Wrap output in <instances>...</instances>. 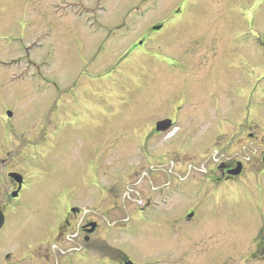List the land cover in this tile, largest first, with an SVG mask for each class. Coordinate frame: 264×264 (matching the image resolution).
<instances>
[{
  "label": "rangeland",
  "instance_id": "374dc122",
  "mask_svg": "<svg viewBox=\"0 0 264 264\" xmlns=\"http://www.w3.org/2000/svg\"><path fill=\"white\" fill-rule=\"evenodd\" d=\"M169 12L185 13L191 20L186 26L179 22L167 32L171 39L175 38V43L187 44L184 30L194 25L195 31L190 33L193 38L204 25L229 31L228 39L233 37L240 47L257 50L258 54L264 50V0H0V159H4L5 169L11 167L28 178L27 193L20 205L15 203L18 213L14 217L22 224L14 226L23 228V232L16 234L11 224L3 228L0 232V262L6 251L19 245L18 237L29 233L37 239L22 245L26 249L41 247L49 250L53 263L72 264L77 253L62 255L59 251L67 252V245L52 241L54 222L66 202L76 208L87 209L89 212L86 210L85 217L94 218L97 224H117L121 230H117V236L113 235L107 244L112 253L120 251L133 264H237L242 254H245L243 260L250 259L249 244L233 243L234 238L240 235L237 229L242 224L264 221L263 55L258 60L257 53H252L250 59L256 61L254 67L235 71L238 98L233 99V95L226 92L229 81H221L224 86L221 124L224 126L220 131L224 134L235 131L237 134L249 127L255 141L231 145L237 140L235 135L233 139H219L221 145L217 146L213 142L216 133L209 129L190 134L186 145L175 149L179 136L173 137L164 143L165 149H160L159 153L165 155L170 151L177 157H185L178 167L170 160L142 163L134 145L131 155L125 149L133 142L125 141L123 137L111 138L103 156L107 165L101 164L95 171L96 176L94 173L90 175L96 181L90 186L79 182L97 162L98 157L91 149L97 148L99 128L104 127L111 134L122 127L132 126L127 128V133L131 134L133 132L130 131L141 124L135 120L137 115L141 116L135 110L145 99L143 95L152 92L147 88L152 87L154 68L152 64L140 61L129 65L128 70L117 77L119 86L110 80L107 91L110 95L117 92L116 98L100 97L97 90L96 97L79 95L75 82L85 81L88 71L83 70L78 75L76 50L69 33L72 30H94L98 25L109 27L112 22L120 20L131 28L130 22L136 18L132 33L136 38L140 23L158 22ZM135 13L140 16L129 15ZM93 22L96 25L91 26ZM243 34L248 35L252 42L242 45ZM246 54L249 55L246 52L245 57ZM101 70L103 66L99 65L95 74L100 76ZM232 101L238 106L234 117L231 116ZM199 107H207V104ZM7 112L11 117L6 116ZM145 114L151 115L152 112ZM55 138L58 143L54 142ZM212 149L215 154L218 152L227 158L233 155L244 164V173L234 183L236 185L228 187L230 184H225L213 189L212 194H217L215 198L218 200L211 197L206 206L212 213L208 218L215 222L207 225L215 228L218 226L216 222H221L222 231L218 238L214 235L210 238L211 233H208V238H203L205 242L181 244V240L171 234L160 239L163 244L159 247L156 234L153 237V234L135 230L140 221L136 210L138 203L144 202L150 187L163 184L162 181L157 183L158 178L175 179L177 184H181L190 174V177H210L215 172L213 160L218 159V156H213ZM207 151L208 157L204 156ZM34 152L43 154L44 158L37 157L34 162ZM190 158L199 159L195 162ZM201 167L204 172L200 171ZM182 177L185 179L180 181ZM153 178L155 181L150 182ZM85 182H88L87 176ZM65 185L67 187L62 188ZM70 186L77 188L76 196L62 195L61 191ZM98 186L110 192L106 196L93 193ZM184 186L190 188V184L182 188ZM188 199L178 197L167 209L175 213ZM189 201L192 202L191 207L199 205L200 209L206 204L203 203L206 202L204 195L192 197ZM81 218L83 216L80 215L77 221ZM125 221V225L120 224ZM53 243L59 250L56 247L50 249ZM156 259L159 261L152 263Z\"/></svg>",
  "mask_w": 264,
  "mask_h": 264
},
{
  "label": "flooded vegetation",
  "instance_id": "af4514ba",
  "mask_svg": "<svg viewBox=\"0 0 264 264\" xmlns=\"http://www.w3.org/2000/svg\"><path fill=\"white\" fill-rule=\"evenodd\" d=\"M129 15L134 16L136 14ZM137 15L140 16V14ZM189 21L191 20L185 13L169 12L164 14L158 22L140 23L139 36L136 38L132 35L135 31L136 18H133L130 22L131 28H127V24L120 20L115 23L112 22L109 27L98 25V28L94 30H72L69 33L76 50L78 75L83 70L88 71L85 81L75 82V85H78L79 95L96 97L97 90L100 97H108L109 100L116 98L117 92L110 95L107 91L110 80L119 86L120 82H116L117 77L127 71L129 65L140 61L152 64L154 68V77L151 79L153 82L152 87L148 86L147 88L152 92L143 95L145 99L140 101L141 105L135 110L136 113L141 115L140 117L137 115L135 120L136 122L138 120L141 124H137L136 129L130 131V133L133 132L131 134L127 133L129 131L127 128H132V126L122 127L111 134L110 130L107 131L104 127L99 128L101 132L98 134L95 143L97 148L91 149L98 157L97 162L86 173L88 182H85L86 176L84 175L83 181H79L84 186H90L96 181V178L90 177V175L91 173L95 175V171L99 170L100 165L105 164L103 156L108 147H106V144H109L111 138L123 137V140L133 142L129 146L126 145L125 149L130 154L132 145H134L142 163L170 160L172 163H177L178 167L181 166L179 164L185 157H177L175 154H171L170 151L165 155L159 153V150L164 148V143L173 137L179 136V142L175 145V149L180 145H186L185 142L190 134L197 131L205 132L209 129L216 133V136H213V142L217 146L221 145L219 139L224 138L226 140L229 137L233 139L235 135L238 136L237 140L231 145L237 146L247 140H256L249 127L237 134H235V131L231 134H224L220 129L222 130L224 126L221 124L224 111L222 106L224 86L221 81L223 83L229 81L226 92L231 93L233 99L238 98V94H236L238 93V81L236 84L235 71L239 68L254 67L256 61L254 59L251 61L250 58L251 54H255L257 50L252 49L250 51L248 47H240L233 37L228 39L229 31L210 29L204 25V28H199L200 31L198 35L196 34L197 37L192 38L190 34L195 31L194 25L184 30V40L188 39L187 44L175 43V38L172 37L171 39L167 32L173 25L176 26L179 22H184L186 26ZM94 25L96 23L93 22L91 26ZM242 37V45L252 42L248 35L243 34ZM246 52L249 55L246 54L245 57ZM262 55L264 57L263 49L260 54L257 53L258 60L261 59ZM99 65L103 66L100 76L95 74V70ZM204 103L207 104V107H199ZM232 104L233 112L231 116L234 117L238 106L234 101H232ZM147 112H152V114H145ZM158 112L159 116H157ZM208 121L210 124H202V122ZM164 128L166 129L164 130ZM58 141L55 138L54 142L58 143ZM9 143H13V141H9ZM214 149L211 152H214ZM32 154L35 155L34 162L37 161V157L44 158L43 154L42 156L36 152ZM214 155L218 156V159L213 160L215 172L210 177L206 178L205 175H192L190 177V174L186 182L183 181L181 184H177L175 179L158 178L157 183L159 184L162 181L163 184L150 187L144 202L140 201L138 203L139 208L136 210L139 212L140 221L135 230L148 233V235L153 234V237L156 234L159 238L156 239L159 241L157 242L159 247L163 244L160 243L163 238L171 234V236H176L178 241L181 240V244L190 241L197 244L205 242L203 238H208V233H211L210 238H212V235L218 238L219 232L222 231L221 222L217 221L218 226L215 228L207 225L215 222L212 223L208 218L212 213L206 206L209 198L212 197L214 201L218 200L217 197L215 198L217 194H212L213 189L222 187L225 184H230L228 187L236 185L234 183L239 181L244 173V164L233 155L230 158L224 157V154L218 155V152L216 154L214 152ZM204 156L208 157L209 151ZM28 157H30V154H28ZM190 159L196 162L199 158ZM209 160L211 159L209 158ZM4 164V159H0V170L3 172H0V232L7 227V224H11L17 234L19 231L23 232L21 230L23 228L20 229L17 225L14 226V224H22V221L14 217V214L18 213V210L15 211L18 207L15 203L20 205L25 193H27L28 178L23 174H19L21 184L18 185L13 179L9 178L10 173L17 172L11 167L5 169ZM237 166H241V172L235 177L231 173ZM200 171L204 172L203 167ZM154 178L150 182L155 181ZM73 179L76 183L75 177ZM183 179L185 178L182 177L179 180L182 181ZM185 184H190V188L187 189L185 186L182 188ZM73 186L62 190V195L67 197L76 196L77 188ZM64 187L67 186L65 185L62 188ZM56 188H59V186H56ZM38 189L40 188L38 187ZM33 191L38 194L36 189H33ZM109 192L107 188L98 186L93 193L106 196ZM200 195L205 196L206 202L203 203L206 204L204 208L200 209L199 205L191 207L192 202L189 200ZM178 197L189 199L184 206H181L174 213L167 207ZM209 206L212 205L209 204ZM71 209H74V211L71 212ZM86 213V210L76 208L66 202L64 210L54 222L56 225L52 228V241L61 244V246H63L62 243L67 245V252L62 250L59 252L61 254L77 253V258L72 264H125L128 262L130 259H127L120 251L112 253L107 244L109 240L117 236V230H121V228H117V224L111 226L97 224L94 218H86ZM80 215L83 218L77 221ZM215 218L218 219V217ZM120 224L125 225L126 221ZM122 231H125V229ZM237 231L240 235L234 238L233 245L236 241L241 246L244 243L250 245L248 256L250 259L244 258V261L242 258L245 254H242L237 264H246L247 262L264 264V221L257 220L242 224ZM18 238L19 245L14 250L6 251L0 264H55L52 262L49 250L31 246L26 249V246H22L25 243L36 241L35 236L29 233L25 235L24 233ZM71 244L72 247H68ZM49 247L51 250L55 247L59 250L55 243ZM233 254L239 255L238 253ZM211 256L213 255L211 254L210 258ZM155 261L159 260H152V263ZM192 261L195 260L192 258ZM147 264H150V262Z\"/></svg>",
  "mask_w": 264,
  "mask_h": 264
},
{
  "label": "water",
  "instance_id": "95a60500",
  "mask_svg": "<svg viewBox=\"0 0 264 264\" xmlns=\"http://www.w3.org/2000/svg\"><path fill=\"white\" fill-rule=\"evenodd\" d=\"M7 116L8 117L10 116V113L9 112H7ZM166 128H168V126H166ZM166 128H164V130ZM263 163H264V159H263ZM240 171H241V167L240 166H237L236 169L231 174L234 175V176H237L240 173ZM9 177L12 178L18 185L21 184V179H20V177L18 175H16V174H10ZM72 212H73V210H72ZM0 227H1V217H0Z\"/></svg>",
  "mask_w": 264,
  "mask_h": 264
}]
</instances>
